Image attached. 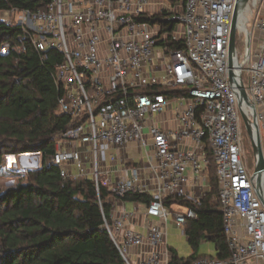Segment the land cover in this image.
Segmentation results:
<instances>
[{
  "label": "built area",
  "instance_id": "obj_1",
  "mask_svg": "<svg viewBox=\"0 0 264 264\" xmlns=\"http://www.w3.org/2000/svg\"><path fill=\"white\" fill-rule=\"evenodd\" d=\"M150 1L53 0L36 11H0V22L22 29L18 41L0 45V53L22 54L29 43L44 58L50 50L60 54L54 70L59 111L76 124L62 134L59 141L68 147L55 152L53 163L64 179L90 177L111 192V221L106 220L105 226L126 264L170 263L167 223L173 219L185 232L186 222L197 214L187 207L172 218L165 197L196 202L203 198L209 148L217 166L230 255L225 260L202 256L192 263L264 264V205L242 160L241 112L251 117L250 107L246 102L239 105V89L229 82L228 47L236 0H180V10L168 7L147 14ZM169 25L174 28L168 29ZM247 33L243 62L237 66L255 103L263 136L264 10ZM173 100L179 103L178 124L162 129L155 116ZM150 139L155 156L147 153ZM129 142H137L138 149L146 152L158 182L145 210L150 219L145 232L127 224L133 212L124 203L129 194L147 189L142 169L133 167L130 175L113 182L101 175L107 148H124ZM78 143L92 147L91 170ZM69 165L78 172L73 174ZM191 184L200 191L197 197L191 194ZM158 218L162 224L151 221ZM143 245L149 249L133 263L131 250Z\"/></svg>",
  "mask_w": 264,
  "mask_h": 264
},
{
  "label": "trees",
  "instance_id": "obj_2",
  "mask_svg": "<svg viewBox=\"0 0 264 264\" xmlns=\"http://www.w3.org/2000/svg\"><path fill=\"white\" fill-rule=\"evenodd\" d=\"M51 1L0 0V11H36ZM21 33L19 25L0 22V45L18 41ZM45 54L47 58L29 43L22 54L0 53V156L43 153L41 166L27 171L26 182L11 187L0 184V264H126L105 226L106 220L111 221V192L90 177L64 179L53 163L56 141L76 122L59 111L54 70L60 54L53 50ZM209 155L210 189L200 201L185 202L197 214L184 227L194 252L182 257L170 248L169 264H193L202 257L197 253L200 243L208 240L216 246L210 256L225 260L230 255L210 148ZM126 198L152 200L145 193Z\"/></svg>",
  "mask_w": 264,
  "mask_h": 264
},
{
  "label": "crops",
  "instance_id": "obj_3",
  "mask_svg": "<svg viewBox=\"0 0 264 264\" xmlns=\"http://www.w3.org/2000/svg\"><path fill=\"white\" fill-rule=\"evenodd\" d=\"M168 7L176 9V10H180L182 8V2L180 0H151L146 11H147V14H152V13L159 12L165 8H168ZM178 106H179V103L177 102V100H173L171 102L170 106L164 112L155 116L156 117L155 118L156 125L162 129L175 128L178 124V120H177V116H176ZM145 130H147V129H145ZM263 136H264V133H263ZM127 145L124 148H117V147H111V146L109 147L110 149H112V148L118 149V151H119L118 154H120V156H121V161L120 162L118 161V155L117 154H113L111 156V163L109 164L107 161V155H106L105 159L102 160V162L100 164L101 175L107 176L111 180V182H113L117 178L124 177V175H130L131 169L133 167H139L140 169H142V180L144 183H146L148 185L147 189L141 193H145V194L151 195L153 197L155 195L158 182H156V180L153 177V174L151 172L150 166L148 164L147 154H145L146 153L145 151L141 152L138 149L139 152L141 153L140 161H135L133 158H130L128 153L125 151V148H127ZM66 147H68V144H66V145H64L63 143L62 144H60V143L55 144L56 151L59 148L63 149ZM77 147L80 149L81 152H83L85 154V156L88 157L87 161H89V162H87V168L88 169L90 168V170H91L92 160L90 161V155L91 154L93 155V151H91L92 147L88 146V145H82L80 143L77 144ZM148 147H150V151H154V154H151V152L148 150ZM148 147H147V153L150 156H155V150L153 149L152 144L148 145ZM92 159H93V156H92ZM154 164H155V162H154ZM34 165L36 167H39V161H36ZM68 168L73 174L78 172V168H76V166H74V165H69ZM201 185H203L204 191H206V192H207V190L210 189L209 181L206 183L203 182ZM190 188H191V194L193 196L195 195L197 197L200 194V191L199 192L196 190L194 191V187L192 186V184H191ZM196 189H198V188H196ZM108 200H109V198H108ZM190 200H193V199H182V198H178L176 196L165 197L166 205L170 208L171 214H173L172 218H174L176 212L185 210V208H187V205L185 204V202L190 201ZM124 203H125L126 208L129 211L133 212V217L127 221L128 222L127 224L130 227H132L133 229L137 230L138 232H145L146 225L150 221V219L147 218V216L145 215V210L147 208L148 203L145 201L141 202V201L127 199V198H125ZM151 221L157 225L163 223V221L159 218L158 219H152ZM170 223L175 225L173 219L169 220V222L166 225V231H167V226ZM166 246L169 249L173 248L167 244V240H166ZM215 248H216V246H215ZM148 249L149 248L147 245H143V247H141V248H133L131 250V260L133 261V263H137L140 253L142 251H145ZM215 253H216V251H215ZM198 255L208 256L205 254H198Z\"/></svg>",
  "mask_w": 264,
  "mask_h": 264
},
{
  "label": "rangeland",
  "instance_id": "obj_4",
  "mask_svg": "<svg viewBox=\"0 0 264 264\" xmlns=\"http://www.w3.org/2000/svg\"><path fill=\"white\" fill-rule=\"evenodd\" d=\"M264 10V0H249L247 5L243 8L242 16L247 24L248 30H251L254 19L256 18L259 11ZM240 27V25H239ZM237 49L238 57L241 59L244 57V40L245 33L237 31ZM242 131H243V142H242V160L245 163L250 174H253L255 170V153L252 140L249 136L248 131L246 130L243 120L241 121ZM60 138L56 141V144H62L59 141ZM149 145L151 140L148 141ZM66 145L65 143H63ZM262 144L264 147V136H262ZM144 150V149H143ZM150 151V147H148ZM107 161L111 163V156L113 154L118 155V161H121V156L116 148L110 149L109 147L106 150ZM125 151L128 153L130 158H133L135 161H140L141 153L138 150L137 142H129ZM151 154H154V151H150ZM146 154V153H145ZM94 155V154H93ZM92 154L90 155V161L92 160ZM43 153L37 152H26V153H10L0 156V184L3 187H11L19 182L27 181V171L30 169H36L34 164L36 161H39V167L42 164ZM89 162V161H88ZM167 244L178 250L179 255L182 257H188L194 252L193 247L187 242V237L185 233L177 226V224H169L167 226V235H166ZM216 251L214 243L212 241H203L200 243L198 248V254L212 255Z\"/></svg>",
  "mask_w": 264,
  "mask_h": 264
},
{
  "label": "water",
  "instance_id": "obj_5",
  "mask_svg": "<svg viewBox=\"0 0 264 264\" xmlns=\"http://www.w3.org/2000/svg\"><path fill=\"white\" fill-rule=\"evenodd\" d=\"M249 0H236L234 12H233V19L231 23V30H230V42H229V57H228V66H229V82L234 84L239 89V105L242 106L244 102L248 104L250 107V114L251 117L247 116L243 112V118L245 122L246 130L249 133V136L252 140V144L254 147L255 153V170L253 174H251V179L254 181V189L258 196H260L263 205H264V147L262 144V133L259 127L258 116L256 114V107L255 103L250 98L247 88L242 81L241 74L240 77L238 76L236 70L238 69L237 64L235 63L236 60V44H237V36H238V28L239 23L241 21L240 15L243 12V8L247 5Z\"/></svg>",
  "mask_w": 264,
  "mask_h": 264
},
{
  "label": "bare ground",
  "instance_id": "obj_6",
  "mask_svg": "<svg viewBox=\"0 0 264 264\" xmlns=\"http://www.w3.org/2000/svg\"><path fill=\"white\" fill-rule=\"evenodd\" d=\"M240 17H241V21L239 23L240 27L238 28V30H239V32H243V33H245V35H247L248 34L247 33L248 32L247 24H246V22L244 20V17L242 16V14L240 15ZM236 49H237V44H236ZM242 62H243L242 59H239V57H238V49H237L235 63L237 65H242ZM236 72H237L238 76L240 77V71H239V69H237ZM263 179H264V176H263Z\"/></svg>",
  "mask_w": 264,
  "mask_h": 264
}]
</instances>
